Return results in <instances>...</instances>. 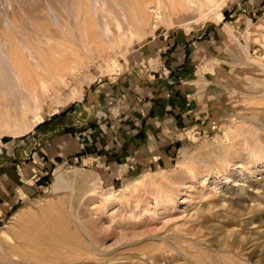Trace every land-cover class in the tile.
Segmentation results:
<instances>
[{
    "label": "rangeland",
    "instance_id": "obj_1",
    "mask_svg": "<svg viewBox=\"0 0 264 264\" xmlns=\"http://www.w3.org/2000/svg\"><path fill=\"white\" fill-rule=\"evenodd\" d=\"M0 1L39 22L66 16L70 0ZM71 1L73 43L32 44L8 78L1 72L0 231L19 237L38 222L44 235L22 243L44 245V264H264V0ZM166 66L168 102L188 91L194 114L173 117L166 158L146 150L138 164ZM17 72L28 87L44 79L39 99L26 93L20 105ZM91 94L106 97L97 114ZM92 114L80 127L94 140L102 125L107 148L56 156V131ZM58 174L73 186L54 189Z\"/></svg>",
    "mask_w": 264,
    "mask_h": 264
},
{
    "label": "bare ground",
    "instance_id": "obj_2",
    "mask_svg": "<svg viewBox=\"0 0 264 264\" xmlns=\"http://www.w3.org/2000/svg\"><path fill=\"white\" fill-rule=\"evenodd\" d=\"M65 6H67V8H68V10H67L68 13L66 16L59 14L60 16H58V18H57L55 11L53 10L54 11L53 12L51 9L50 11H52V12L49 13L47 11V13L43 14V16L38 19V20H41L38 22L37 20L33 19L32 16L29 15L28 11L25 9V7L22 3L17 4L16 7H17L18 11H14V9L12 7L9 9L6 6H4L3 3L0 1V73L3 72V70L8 69V72H6V71H5V73L3 72L5 74L3 78H6L7 76L9 77L8 73L10 72L12 74L14 71L13 69L16 65L21 66L23 64V62L25 60L24 52H26V48H28V47L32 48V46H31L32 44L39 45V46L48 45V46L53 47L57 43L56 42L57 40L54 42L52 41V39L54 40L55 37H60V38L62 37V39L68 45H71V43H73V36H72L73 28L72 27L78 21V13H77L76 8H75L76 5L71 0L67 1ZM145 6L146 5H144V7ZM41 8L42 9H40V8L39 9L41 11H43L44 7H41ZM156 9L159 10L158 7ZM41 11H39V12H41ZM6 12H9L8 14L10 15L9 17L12 21L11 23H13L11 27L7 24V19L5 18L7 16H3ZM31 12H33V11H31ZM85 12H86V10H85ZM85 12H83V13H85ZM73 15H74V17H73ZM83 16H85V14ZM87 16H85V19H87ZM82 19L84 20V18H82ZM29 21H34V23L37 22L39 25H43V27H45L47 29L48 33L44 32V30H41V28H39V27L28 28L27 24L29 23ZM50 42H53V43H50ZM59 44H60V42H59ZM57 45H58V43H57ZM10 69H12L13 71ZM54 74H55V72H54ZM1 75H2V73L0 74V76ZM15 76H16V81L18 83L17 84L15 82L18 85V86L16 85L18 87L17 91H16V95L18 97L20 105L21 104L24 105V103L27 101L28 96H31L32 100L39 99L38 97L40 94V90L37 88V85L43 87L45 84L44 79L41 76L37 75L35 77L36 81L33 84H31V86H29V87L25 85L24 80L20 76L19 72H17V74H15ZM1 78H2V76H1ZM10 80L11 79H9V81ZM3 81H2V84H3ZM0 83H1V81H0ZM13 86H14V84H13ZM27 91H29V92H27ZM26 93H28L29 95L27 96ZM70 181H69V179L67 180L62 174H58L55 177L54 189H58L61 187L65 188V187H69V186L72 187L73 184L70 185V183H71ZM135 181H136V179H132L131 181L128 182L126 191L129 190L130 186L132 187V185L136 184ZM74 184H75V181H74ZM117 191H124V188H121ZM43 214H45V213L44 212L41 213L40 218L43 216ZM47 218H49V217H47ZM38 225H39L38 222L32 221L31 225H29V227L22 230V233L19 235V237H17V236L15 237L14 235L11 236V235L7 234L6 232H2V230L0 231L1 232L0 236L4 235V236H2L3 238L0 237V264H44L43 263L44 260H42L43 261L42 262L40 259L41 255L39 254L40 255V257H39L35 251V250H37V251L40 250L42 245L41 246L37 245L35 247L34 251L32 250V251L28 252V251L24 250L25 249L23 247L24 244L22 243L26 239H28L30 236L36 235V237L38 236V238H39V236L44 235L42 233L43 228H38ZM46 228L48 229V227H46ZM64 231H65V229H64ZM61 238L63 239V241L68 242V239L66 240L64 238V236ZM59 240L61 241V239H59ZM59 240H57L56 243H58V244L62 243L63 244L62 241L59 243ZM54 241H55V239H54ZM69 243H71V242L69 241ZM69 243H67V244H69ZM64 244H65V242H64ZM48 245L51 246L52 243H51V245H50V243H48ZM46 248L48 249V246ZM52 248H53V245H52ZM49 251L46 252V254L51 253ZM41 253H43V252L41 251ZM52 254H53V252H52Z\"/></svg>",
    "mask_w": 264,
    "mask_h": 264
},
{
    "label": "crops",
    "instance_id": "obj_3",
    "mask_svg": "<svg viewBox=\"0 0 264 264\" xmlns=\"http://www.w3.org/2000/svg\"><path fill=\"white\" fill-rule=\"evenodd\" d=\"M164 81L166 84L165 90L162 92L160 91V88L158 86H153L152 92H153V101L150 100V103L154 106H150V109L148 110L149 115V124L146 130V139L141 143L142 148L141 151L137 152L135 157V162L139 163V160L142 162L144 161L141 156L144 154L146 150V155L149 156L152 155V161H154V158H161V154H163V157L167 156L168 154V132L171 131L174 127V118L173 117H179L182 118H191L194 114V105H195V99L192 93H189L188 91H184L179 96H171L170 102H168V66L164 68ZM152 78H162V76L159 73L152 74ZM151 87V86H150ZM159 101V102H157ZM160 103L161 106H157V104ZM106 97L104 96L102 99H98L95 97V95L91 94V103L90 105H87V108H90L92 113L96 114L99 112L101 108H103L106 105ZM159 105V104H158ZM174 106V108H172ZM150 113V114H149ZM95 114H92L91 116H84L83 118H80L79 120H70L69 123L65 124L64 126L70 128L68 130H61L59 132L56 131L58 134L60 140L63 142H60V145H53V149L57 153L56 156L61 158L62 155L64 156H76V158H87L90 155H92L91 146H97V148L100 147H106V141L108 138V135H103L101 132H104L103 126L99 124V130L100 133L95 135V138H93L87 133V130L85 128H81L80 126L83 125L89 118L94 116ZM169 122V123H168ZM79 126V127H78ZM146 126V125H145ZM145 126H143L145 128ZM174 126V127H173ZM173 127V128H172ZM55 132V130H54ZM114 136H109L112 138V144L115 146L114 152L116 153V160L114 161L117 165H122L123 161H121L123 158L119 157V136L118 131L114 130ZM56 134V135H57ZM92 138V139H91ZM153 140V141H152ZM148 143V144H145ZM151 143L152 147H148V145ZM107 148V147H106ZM162 148V149H160ZM109 152H107L108 154ZM103 155V154H102ZM104 156L106 157L105 153ZM103 156V157H104ZM101 156H98V158ZM138 158V159H137ZM150 161V160H148ZM145 163V162H142ZM150 163V162H149Z\"/></svg>",
    "mask_w": 264,
    "mask_h": 264
}]
</instances>
